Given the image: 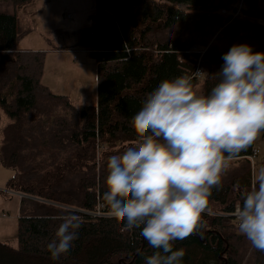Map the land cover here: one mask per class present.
Listing matches in <instances>:
<instances>
[{"label": "trees", "instance_id": "trees-1", "mask_svg": "<svg viewBox=\"0 0 264 264\" xmlns=\"http://www.w3.org/2000/svg\"><path fill=\"white\" fill-rule=\"evenodd\" d=\"M28 1L12 0L14 11L0 12V122L2 113L8 119L0 133V163L14 171L5 189L22 194L17 244L0 241V264H145L155 250L140 228L129 230L126 221L110 218L102 199L108 158L137 143L132 117L162 80L193 74L199 58L204 76L194 77L193 85L208 94L219 82L222 56L234 44L264 52V0H243L240 20L221 30L226 42L210 43L223 24L219 10L230 11L231 0H95L94 21L79 30L77 44L96 57L97 102L78 106L49 90L44 105L37 97L38 86L46 90L39 80L41 55L14 47L16 11ZM194 43L204 47L201 53L189 51ZM1 52L15 54L7 60ZM37 104L43 111L34 109ZM253 147L233 159L237 165L213 188L202 214L206 227L174 242V250L185 251L181 264H238L236 241L245 245L247 238L233 212L254 182L247 157ZM68 212L82 222L79 238L54 261L46 246L61 223L58 217ZM247 247L256 264H264V252L249 241Z\"/></svg>", "mask_w": 264, "mask_h": 264}, {"label": "clouds", "instance_id": "clouds-1", "mask_svg": "<svg viewBox=\"0 0 264 264\" xmlns=\"http://www.w3.org/2000/svg\"><path fill=\"white\" fill-rule=\"evenodd\" d=\"M222 59L208 94L194 89L200 71L162 80L132 117L137 143L108 158L102 199L110 218L140 228L155 250L145 264H181L185 251L174 250V242L206 227L202 214L213 188L264 131V52L234 44ZM241 198L238 230L264 252V166ZM58 219L46 246L54 261L71 250L82 227L71 212Z\"/></svg>", "mask_w": 264, "mask_h": 264}, {"label": "rangeland", "instance_id": "rangeland-1", "mask_svg": "<svg viewBox=\"0 0 264 264\" xmlns=\"http://www.w3.org/2000/svg\"><path fill=\"white\" fill-rule=\"evenodd\" d=\"M244 2L243 0H231L230 11H228L227 7H222L219 10V14L224 16L222 18L223 24L216 27L208 43L214 39H218V42H226V36L221 30L228 22L240 20L237 16L240 13V8L245 5ZM234 6H236V10L231 9ZM249 6L251 7V4ZM260 6L262 7L261 4ZM1 11L12 13L14 11L12 0H0ZM16 13L19 31L14 43L15 49L20 51L32 50L41 55L42 64L39 80L46 90L38 86L37 97L39 101H42L43 104V100L47 99L48 95H51L50 92V94L48 93L49 90L52 93L65 95L69 102H73L74 104H72L75 106L85 102L91 103V97L96 96V57L94 52L81 47L77 43L79 30L94 21L96 1L30 0L21 4ZM227 16H230V19H226ZM203 48L194 43L190 46L189 51L198 50L201 53ZM1 53L7 58L14 57L15 54V52ZM5 57L3 58L6 59ZM198 62L201 66L199 58L196 64ZM27 68L28 71L33 70L30 64ZM203 76L204 73L198 79H202ZM10 98L12 97L9 96ZM57 100H59L57 103L65 104V101ZM94 102L96 104V99ZM43 108V106L41 107L37 104L34 109L43 111ZM64 111L61 113L65 114ZM2 116L0 133L2 125L8 121L3 113ZM254 147L258 148V153L253 159L254 168L250 161L253 171L252 182L254 181V173L259 169L261 162L264 161V140L261 134L254 142ZM236 165V163L232 162L230 167ZM13 174L14 171L11 168L5 167L0 163V241L16 245V218L19 213L20 195L14 190H11L13 191L11 193L3 192L5 188H8V180ZM238 237L241 240L243 239L237 234L236 238ZM247 242L248 240L245 241L244 245L242 241H236L239 249L237 251L238 257H236L238 264H256L255 260H257V257L255 252L250 251L248 247L246 248Z\"/></svg>", "mask_w": 264, "mask_h": 264}, {"label": "built area", "instance_id": "built-area-1", "mask_svg": "<svg viewBox=\"0 0 264 264\" xmlns=\"http://www.w3.org/2000/svg\"><path fill=\"white\" fill-rule=\"evenodd\" d=\"M197 67L195 68V70H194V72L193 73H195V72H197V71H200V75L198 76V77H200L201 76V74H202V68H201V66L199 65V62L197 63V65H196ZM253 152H255V150L253 151ZM235 216H236V210H235Z\"/></svg>", "mask_w": 264, "mask_h": 264}, {"label": "crops", "instance_id": "crops-1", "mask_svg": "<svg viewBox=\"0 0 264 264\" xmlns=\"http://www.w3.org/2000/svg\"><path fill=\"white\" fill-rule=\"evenodd\" d=\"M85 95H87V94H85ZM88 95H89V94H88ZM95 99H96V101H97V96H92V97H91V101H90L91 103H87V102H85V103H81V104H95V102H94ZM71 102H72V101H71ZM72 103H73V102H72ZM73 104H74V103H73Z\"/></svg>", "mask_w": 264, "mask_h": 264}, {"label": "water", "instance_id": "water-1", "mask_svg": "<svg viewBox=\"0 0 264 264\" xmlns=\"http://www.w3.org/2000/svg\"><path fill=\"white\" fill-rule=\"evenodd\" d=\"M3 57H5V56L2 55L1 58H3ZM5 58H6L7 60H10V58H7V57H5Z\"/></svg>", "mask_w": 264, "mask_h": 264}, {"label": "bare ground", "instance_id": "bare-ground-1", "mask_svg": "<svg viewBox=\"0 0 264 264\" xmlns=\"http://www.w3.org/2000/svg\"><path fill=\"white\" fill-rule=\"evenodd\" d=\"M79 213V212H78Z\"/></svg>", "mask_w": 264, "mask_h": 264}]
</instances>
